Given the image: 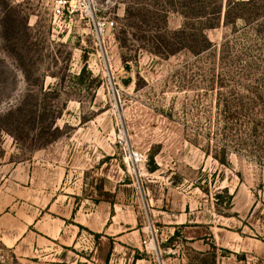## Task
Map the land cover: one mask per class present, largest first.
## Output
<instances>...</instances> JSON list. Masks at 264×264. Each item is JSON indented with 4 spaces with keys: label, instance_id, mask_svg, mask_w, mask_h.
<instances>
[{
    "label": "rangeland",
    "instance_id": "obj_1",
    "mask_svg": "<svg viewBox=\"0 0 264 264\" xmlns=\"http://www.w3.org/2000/svg\"><path fill=\"white\" fill-rule=\"evenodd\" d=\"M97 1L99 16L115 21L103 34L78 15L55 19L51 0H0V260L62 264L59 242L39 235L49 226L56 235L71 216L70 228L83 223L82 253L94 248L90 229L140 231L144 264H264V103L257 125L239 133V106L230 117L225 105L231 89L248 93L220 84L230 83L221 46L236 30L222 22L206 31L201 53L163 58L136 39L158 35L125 16L154 2ZM167 24L179 29L184 18L170 12ZM238 36L230 54L255 59ZM18 104L16 140L2 129ZM18 237L23 255L12 246ZM98 238L104 259L112 241Z\"/></svg>",
    "mask_w": 264,
    "mask_h": 264
},
{
    "label": "trees",
    "instance_id": "obj_2",
    "mask_svg": "<svg viewBox=\"0 0 264 264\" xmlns=\"http://www.w3.org/2000/svg\"><path fill=\"white\" fill-rule=\"evenodd\" d=\"M151 1L154 2V6H150L149 8H153V11L148 9V7H140L138 9L127 7L125 8V16L128 20V27H133L132 24H135V21L139 20V23H141V31L144 30L143 27H146L148 29L144 32L152 30L158 35L148 39L146 33H140L138 36L139 39L136 38L141 42H151V47L148 43L145 46H141L156 56L169 58L183 50H188L194 54L201 53L203 50L202 44L206 40L207 30L219 27L222 22L225 25L234 27L236 30L235 37L230 41H225L221 46L223 54L226 55H223L222 61L225 65V70H227L226 73L229 75L230 83L222 80L220 84L221 87L228 88L232 87V84L240 85L247 91L248 95L239 96L235 89H231L232 95L236 97L226 103L224 112L230 115V117H233L234 114L231 112L233 103L239 106V120L242 121L241 126H239L240 128L236 129L239 130V133L248 130L249 126L257 125V113L254 111L264 103V96L258 91L259 87L264 86L260 78V74H264V42L262 43L264 41V0ZM170 12L179 13L184 18V24L181 28L176 30H170L168 28L167 23ZM239 21L244 23L246 29L237 32ZM249 30L254 34L248 35ZM125 32L126 30L122 31V33ZM239 34L247 39L246 42L250 45V49L257 54L255 59L247 58V60L241 61V55H235L233 57L230 54L232 49L237 45ZM121 40L122 44H124L122 46H127V38ZM123 61L126 67H128L127 62L129 60L123 57ZM82 72L79 76L82 75ZM246 82L257 85H247ZM20 109L21 104L9 108L4 114V117L7 121H10L12 127L2 129L12 134L16 140H19L16 129L18 127L15 126V123L18 122L16 115ZM261 112L264 113L263 111ZM58 116L59 111H53L48 123V128L53 133L59 130L56 126Z\"/></svg>",
    "mask_w": 264,
    "mask_h": 264
},
{
    "label": "crops",
    "instance_id": "obj_3",
    "mask_svg": "<svg viewBox=\"0 0 264 264\" xmlns=\"http://www.w3.org/2000/svg\"><path fill=\"white\" fill-rule=\"evenodd\" d=\"M71 216H64L59 232L56 235H52L49 230L46 232L40 231V239L39 241H44V244L56 243L59 242L62 248V256L60 258V262L62 264H94L93 262L99 263L104 261V263L113 264L117 262H121L123 264H144L146 259L142 256L143 244L142 239L143 236L140 231H126L125 233L119 232L116 235H110L104 232V235H101L103 231L99 230H91V234H89V238L94 240V248L90 251V253H82L83 247L81 246L82 235L79 227L83 226L80 221L73 220L75 225L70 228L69 220ZM131 230V229H130ZM99 237L98 239L105 236H109L111 239L110 250L108 251V255L103 259L101 257V243L95 242V237ZM36 240H38L36 238ZM0 241L5 242V239L0 236ZM13 247L17 246V250L20 251V255L22 249L21 238L18 237L13 241ZM35 247V245H34ZM81 249L79 250V248ZM93 247V246H92ZM69 254L74 255L77 259L73 261H68L65 257H68ZM32 258H37L38 255H31ZM22 257V256H21ZM88 257V258H87Z\"/></svg>",
    "mask_w": 264,
    "mask_h": 264
},
{
    "label": "built area",
    "instance_id": "obj_4",
    "mask_svg": "<svg viewBox=\"0 0 264 264\" xmlns=\"http://www.w3.org/2000/svg\"><path fill=\"white\" fill-rule=\"evenodd\" d=\"M51 12L55 19H66L78 15L88 24H92L101 34L115 27L114 20L99 16L101 10L97 0H51ZM154 243V239L144 240L147 249L149 246L151 249H155ZM0 263L8 264L5 259H1Z\"/></svg>",
    "mask_w": 264,
    "mask_h": 264
}]
</instances>
